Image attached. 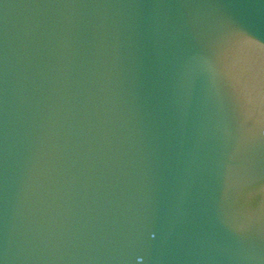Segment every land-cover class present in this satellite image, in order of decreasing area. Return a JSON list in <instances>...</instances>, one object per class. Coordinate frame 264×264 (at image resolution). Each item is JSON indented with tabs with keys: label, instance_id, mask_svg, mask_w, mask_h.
Segmentation results:
<instances>
[{
	"label": "water",
	"instance_id": "1",
	"mask_svg": "<svg viewBox=\"0 0 264 264\" xmlns=\"http://www.w3.org/2000/svg\"><path fill=\"white\" fill-rule=\"evenodd\" d=\"M0 264H264V0H0Z\"/></svg>",
	"mask_w": 264,
	"mask_h": 264
}]
</instances>
